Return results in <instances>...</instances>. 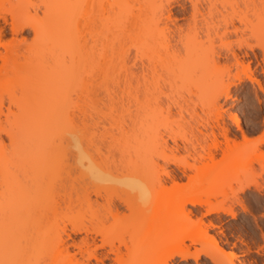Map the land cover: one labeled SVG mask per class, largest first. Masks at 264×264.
Returning <instances> with one entry per match:
<instances>
[{
  "label": "rangeland",
  "instance_id": "374dc122",
  "mask_svg": "<svg viewBox=\"0 0 264 264\" xmlns=\"http://www.w3.org/2000/svg\"><path fill=\"white\" fill-rule=\"evenodd\" d=\"M14 15L36 30L14 32ZM235 26L244 30L227 33ZM1 28L0 264H67L64 247L54 246L59 235L87 264H120L119 256L125 264H264V143L255 141L264 135V93L251 80L264 84V0H0ZM151 32L159 45L141 56L139 39ZM232 50L249 67L231 66ZM52 51L65 54L58 66ZM147 80L150 93H142L138 82ZM233 81L228 98L223 90ZM150 100L143 127L152 133L142 144L157 165L142 178L151 194L141 200L109 171L136 167L137 109ZM231 113L251 139L246 151L214 169L206 157L198 171L187 170L189 181L181 165L208 151L211 139L197 138L217 124L215 115L242 140ZM163 167L180 185L160 199L153 183ZM184 197L234 216L207 214V203ZM111 200L125 214L110 215ZM73 225L91 229L88 253L104 242L93 251L101 260L82 258L73 244L86 234ZM182 230L195 235L173 246ZM179 249L199 255L183 260Z\"/></svg>",
  "mask_w": 264,
  "mask_h": 264
},
{
  "label": "bare ground",
  "instance_id": "6f19581e",
  "mask_svg": "<svg viewBox=\"0 0 264 264\" xmlns=\"http://www.w3.org/2000/svg\"><path fill=\"white\" fill-rule=\"evenodd\" d=\"M47 9H49V7ZM53 10H56V9L53 8ZM46 12H49V11H45V13ZM50 12H51L50 13V15H51L53 12H57V10L56 11H50ZM53 14H54V18L57 17V16H55V13H53ZM68 15H69V13H68ZM68 15H66V16H68ZM171 16L172 15L169 14V16H168L169 20H172L170 18ZM193 17H194V14L192 15V18ZM14 18H15V15H14ZM172 18H173V16H172ZM204 18H206V17H204ZM15 19H17V18H15ZM15 19H14V21L12 23V30L14 32H18V31L24 30V27L27 26V25L31 26L34 30H36V28L33 27V24L32 23H30V22H24L23 20H18V19H17L18 22H16ZM195 19L196 18H193L194 21H195ZM227 19H225V20H227ZM232 19L233 18H231L229 20V22ZM206 20L207 19L204 20L205 21V24H206ZM241 20H243V19H241ZM207 21H209V20H207ZM232 21L230 23L233 25L234 22H232ZM207 24H208L207 26H209V22ZM242 30H244V28L241 29V27L239 28V27H236L235 26L232 29V31L227 30V33H240V32H242ZM0 32L1 33L3 32L2 28L0 29ZM159 36L160 35L158 33H155V32L145 33L144 35L141 36V38L139 39V52L141 53V56L144 55V47H146L148 49H153L155 45H159V42H160V40H159L160 37ZM186 37L187 36H185L184 38H186ZM52 49L53 48H51V50ZM58 49L60 50V48H58ZM54 51H57V50L54 49ZM61 52L59 53V51H58V53L57 52L51 53L50 57H51V59L53 61V65H57L58 66L65 59V54L63 55ZM75 54H78V53H75ZM230 55L233 57V59H235V61L230 64L231 66H236L237 67L239 65H243L245 67H249L250 61L246 65L245 62H244V60L240 59V56H239V54L236 51H233L232 50L231 53H229V56ZM227 57H228V54H227ZM251 80L254 81V82H256V84L258 85L257 87H259L260 91H262L264 93V84H263V82H261L260 80H256L254 78H251ZM138 84L140 85L139 88H141L142 93L144 91H147L148 93H150L151 82L149 80L145 81L144 83H141L139 81ZM237 84L238 83L236 81H233V82H230L229 84H227L225 86L226 88H224V90H223L224 91L223 92L224 95L227 96L228 98L229 97L230 98H233L232 95L230 94V89H231V86L232 85L238 86ZM260 100L261 99L258 97V101H260ZM151 110H152L151 100L148 101V102H146V103H144V102L140 103L139 106H138V109H137L138 140H139V142L141 144H139L137 146V148L135 149V154H136L137 159H138V163H137L136 167L130 168V167H127V166L126 167L125 166L124 167H121V166L116 165V166H114V168H111L112 172L109 171L110 173L117 172L118 174H120V177L118 176L117 173H116V176H118L120 178L121 184L123 183L125 186H127L128 188H130L132 190L131 192H133V194L135 193L134 195H139L141 197V200H145V199L149 198V195L151 194V190L149 189V187L146 184L143 183L142 178L146 174H148L151 171H153L155 169L156 165H157V163L153 159V155L150 154V147L148 145L142 144V140L143 139L151 137L152 128L151 127H149V128L143 127V123H144V121L146 119V116L147 115L150 116ZM229 116H230V119L235 123L237 129L241 131L242 137H243L242 140H239V138H238L237 135H235V134L233 135L232 134L230 127H228L226 125H220L219 119L220 118L223 119V116L221 114H217V116L215 115V117H216L215 120H216L217 124L216 125L215 124H212L213 126H211V131L209 133H206V132H202L201 131L200 137L197 138V141H199V143H200V140L201 141H203V140L206 141L207 139H211L212 145L210 147H208L209 148L208 151H206L205 154L204 153L203 154H199L198 157L195 158V160H196L195 163L186 162V163H183L181 165L183 167L182 173H183V175H185L187 177V179L189 181H193V179L195 178V176L192 175V174L187 173V170L198 171V168H199L198 163H203V161H204V159L206 157H208L207 159H209V161H210L208 163L209 166H207V167H211V168L214 169V167H218V165L220 166L222 163H224V161H226V158H229L228 157L229 155L230 156H231V154L234 155V153L236 151H238V152H236V154H239V157H240L241 154L243 155V152L244 151H246V147L251 142L250 141L251 139H249V137L244 132V129H243L242 125H241V121L239 119L238 114L231 113ZM215 127H217V129H218V127H219V129H221L219 134L224 137V141H220L218 139V135H217V133L214 130ZM255 141L260 142V143H264V135L263 136H260ZM200 145L204 149V146L202 144H200ZM212 148H215V149L218 148V149H220L222 151V154H221L222 157L219 158V159H217L216 158V155L213 153V150H215V149H212ZM241 148L243 149V152H242ZM113 169H114V171H113ZM208 170H211V169H208ZM207 174H209V173L207 172ZM113 175H115V174L113 173L112 176ZM116 176H114V177H116ZM114 177H113V179H114ZM166 178H169L171 180L172 184L170 186H167L165 184V181L167 180ZM2 180H3V178H2L1 173H0V182ZM117 180H119V179H117ZM153 185H154V187L159 186L161 188V194H160V199H161V197H163V196L165 197L167 195V193H169L170 191H172L173 189H175L176 187H178L180 185V183L177 180V178L172 174L171 171H169L168 169H166V167H163V170L157 176V178H156L155 182L153 183ZM249 186H250V183L242 184L240 190L243 191L246 188H248ZM130 189L129 190L126 189V190L127 191H130ZM62 200H63L64 203H67V205H68L67 206L68 209H67V207H64V208L67 209V210H70L72 208L71 207V194L70 193L65 194L62 197ZM183 201H184L185 204L190 203V204H200V205L202 204L203 205V204H206L207 203V205L209 207L207 209V211H206L207 214H210V213H219L221 211L226 212V213L230 212L229 210H227V209H225V208H223L221 206H213L212 203H209L207 201L205 202V201H202V200H199V199H195V198L184 197ZM86 202H88L90 205L93 203L92 200H91L90 194L86 198ZM163 202L165 203L166 200L163 199ZM57 203L56 204L58 205V207H60L61 206V203L60 204H59V202H57ZM120 203L123 206H125L126 210L131 211L133 209V204L129 200L127 201L126 199L125 200L122 199ZM144 203H146V202H144ZM108 205L109 206L107 208H109V209H107V211L113 217H119L120 215L125 214V210H121L120 209L121 207H119L120 205H117L114 201L111 200V202L108 203ZM60 208H62V206ZM229 214L232 215V216H234V213L233 212H230ZM72 227L73 228H71V230L73 232H75V233H82V232H84L86 234V237H84L81 240L80 243H77V242L74 241L75 243L73 244V246H76L79 249V253H80V255H82V258L85 257L86 260H87V257L88 258L94 257V258H96L98 260L99 258L95 255L96 251H94V250H96V248H99V246L100 247L103 246L104 245V242L101 245H95V248L92 249V252L88 253V248L90 247V244H89V242L87 240V235H88L87 233L90 232L91 229L88 228V227H86V226H80V225H73ZM162 227H165V225L163 224ZM200 228H201V226H198V229H200ZM182 231L183 232H182L181 235H183V236L180 235L181 237L179 236L177 238V239H179V238L180 239L179 240H175L176 242H173V246H177L179 244H183L184 243V240H188V239L190 240L195 235L193 233H189L187 230L186 231L182 230ZM197 232L198 231H196V233ZM64 233H67V232L65 231ZM67 236L70 237L71 235L70 234H67ZM65 240L66 239L63 236H60L59 235L58 236V240L55 242L54 246L57 247L58 249L60 247H62V246L64 247L63 250H61V251H63L61 254H64V257L66 255V257H65L66 263L67 264H83L84 261L80 262V258L77 257V253L70 252L69 245L67 244V242ZM1 242L3 243V240H0V244H2ZM215 246H217V249L215 251L216 253H218V252L225 253L224 250L220 246H218V245H215ZM113 248H112V250H113ZM115 249L113 250V252L115 251V253H118L116 251L117 250L119 251V248H117L116 250ZM85 253L86 254L88 253V256ZM198 253L199 252H197V253L191 252L189 249H179V250H177V253L176 254L181 259L186 260L188 258H197L198 255H199ZM205 254H207L209 257H211L212 259H214V255L213 254L208 253V252H205ZM116 259H117L116 261L120 262V264H125L124 259L121 258L120 256L119 257H116ZM99 260H101V259H99ZM84 264H87V262L86 263L84 262Z\"/></svg>",
  "mask_w": 264,
  "mask_h": 264
}]
</instances>
